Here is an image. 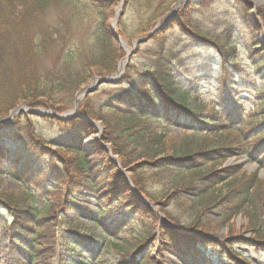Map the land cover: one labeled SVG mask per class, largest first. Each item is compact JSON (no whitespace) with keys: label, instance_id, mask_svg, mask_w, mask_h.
<instances>
[{"label":"trees","instance_id":"obj_1","mask_svg":"<svg viewBox=\"0 0 264 264\" xmlns=\"http://www.w3.org/2000/svg\"><path fill=\"white\" fill-rule=\"evenodd\" d=\"M175 1L161 0L155 5L156 0H124L117 34L128 42L135 36H145ZM213 1L189 0L183 4L169 26L151 36L150 41L159 50L148 56V66L142 68L134 62V55L138 54L135 52L120 81L105 86L113 89L108 97L99 101L86 97L77 111L100 123L99 141L109 145L120 168L129 174L135 191L157 207L167 224L148 204L141 205L132 195L126 178L101 146L92 142L90 150L83 147L85 140L98 135L91 124L78 117L65 122L43 118V122L59 130V135L49 141L36 132L38 119L33 116L20 115L8 126L0 124V140L18 144L10 156L0 142V178L7 172L24 188L22 192L9 191L0 180V210L10 215L6 229L23 237V249L30 264H46L57 245L89 253L97 263L101 256L98 244L83 237L82 230L98 238L121 236L125 250L135 256L131 263L122 264H145L148 259L154 262L150 256L153 244L161 247V251L191 258L194 264H205L208 261L201 249L217 245L209 239L214 235V227L206 219V213H212L227 225L230 235L235 230L231 220L237 215L244 216L247 221L244 229L252 239L238 238L234 242L254 249L262 245L260 250H264V182L256 175H244L240 166L221 165L229 158L238 160L246 156L264 168V112L246 111L235 100L236 93L231 95L234 76L229 75L228 66L233 65L235 54L231 29L227 27L223 34L213 37L191 26L192 15ZM251 1L233 0L248 30L256 35L261 25L264 28V6L255 9L257 20H251ZM118 2L0 0V117H7L21 103L61 114L69 109L74 95L92 76L114 74L117 63L125 57L110 30ZM133 5L139 11L147 9L149 17L140 21L141 17L131 14L130 20L126 19ZM83 8L96 15V33L88 52H75L68 28ZM83 15L81 19L85 22L87 18L83 19ZM50 17H54L52 22ZM171 29L188 38L180 51L164 50ZM191 47L214 50L221 58L218 105L206 116L198 115L186 103L190 90L179 71L182 56ZM255 47L252 42L247 50L248 60L258 79L264 82V48L254 50ZM50 53L53 65L47 71L40 70L38 65ZM162 125L181 130L183 136L172 142ZM35 161H39L38 166H34ZM39 166L43 167L42 172ZM146 170L151 176L145 175ZM152 178L166 181L170 190L150 194L147 184ZM45 179L58 188L49 192L56 199L55 204L35 194V190L46 194L47 191L40 190ZM62 188L64 193L60 191ZM181 192L189 200L183 199ZM74 193L85 194L95 202L94 212L100 216H92V224L102 227L101 233L95 234L74 219L61 220L55 216L60 209H72L67 198ZM117 205L122 206L128 218L114 220L111 228L104 227L101 215L111 213ZM131 217L134 219L123 229ZM183 218L187 221L182 222ZM190 231L194 233L191 235ZM230 242L227 243L230 252L220 250L228 259L234 254Z\"/></svg>","mask_w":264,"mask_h":264},{"label":"rangeland","instance_id":"obj_2","mask_svg":"<svg viewBox=\"0 0 264 264\" xmlns=\"http://www.w3.org/2000/svg\"><path fill=\"white\" fill-rule=\"evenodd\" d=\"M160 1L161 0H156L155 5H158ZM254 1L256 0L252 1L253 6L255 5ZM260 6H264V0H261V2L256 4L255 7L257 8ZM71 10L74 11L72 8ZM130 11L131 13L127 12L126 14V19L128 20H130L131 14L135 18L141 17L140 21L146 20L149 17V11L147 9H145V11H139L136 5H133L130 8ZM79 15L75 14L77 17L69 23L68 36L69 40H72L75 43V52L78 50L80 52H88L87 48L90 45L89 42H91L96 33L97 18L96 15L87 8H83V10L79 12ZM82 15L83 19L85 17L87 18L85 22H82ZM165 16L166 14L159 20H164ZM53 20L54 17H50L49 22H52ZM155 24H158V21H156ZM191 26L204 34L213 37L223 34L227 27L231 29V39L235 48L233 65L229 64L228 66V72L230 73L228 74L234 76L231 95L236 93L234 96L235 100H238V104L243 105L246 111L257 114L264 112V82L256 76V72L248 60L247 51L252 42L256 43L257 47L264 44L263 26L261 25V30L258 34L253 35L248 30L242 17L238 14L233 0H214L211 5L198 9L192 15ZM135 38L142 39L143 37L135 36ZM123 42L128 49H130L134 41ZM187 43L188 38L185 35L181 34L177 29H171L167 34L164 50L166 52L180 51L187 45ZM257 47H255L254 50L257 49ZM158 50L159 48L155 43L150 41L146 42L137 48L138 54L134 55V62L139 67L145 68L149 64L148 56L154 52H158ZM52 55V53L47 54L45 59L41 61L38 65L40 70L47 71L46 69L53 65L54 62L50 58ZM182 58L183 65L179 66V71L180 75H183V80L186 82L187 88L190 90V95L188 96L186 103L198 115L206 116L216 105H218L217 90L222 81V74L220 72L221 58L214 50L197 47L188 48L184 52ZM90 83L91 81L87 84H83L81 86L82 90L89 87ZM226 83L227 82L224 81L225 85ZM112 90L113 89L111 88L105 87V85H101L91 97L97 101L103 100L108 97ZM49 104L53 105V102H49ZM21 105L25 106L24 103H21L20 106ZM72 107L73 105H71L69 110H71ZM36 125V132L41 134L47 141L52 137L55 138L59 135V130L52 128L47 123L37 120ZM164 126L165 125H162L161 127ZM164 128L166 129L167 136L172 138V142L183 136V132L177 128L166 126ZM0 141L4 144V147L8 149L9 155L12 156L18 145L4 139H1ZM84 146L86 150H90V142L86 141ZM20 159L22 160L23 158L20 157ZM21 160L19 166L21 165ZM38 163L39 161H35L34 166H38ZM6 165L7 163L5 166ZM221 165L223 168L240 166L239 171L241 173L248 177L256 175L257 179L264 182V168L248 161L246 158L240 160L229 158L222 162ZM42 170L43 167L39 166V171L42 172ZM145 175L149 177L151 176V172L146 170ZM0 180L2 181V187L6 190L15 192H22L24 190L22 185H20L16 179L10 177L7 172L0 178ZM148 182L147 192L150 194H164L171 188L164 180L157 181L152 178ZM40 190L47 192L43 195L40 191L35 190V194L44 199L46 197V200H48L49 203L55 204L56 199L51 197L49 192L58 191V188L45 179L41 181ZM60 191L64 193L65 189L62 188ZM180 196L187 200L190 198L184 192H181ZM67 199L69 205L72 206V209H70V211H63L60 209L55 213L56 217H59L61 220L64 218L74 219L86 229L94 230L95 234L103 231L102 227L92 224V216H100L98 213L94 212L96 207L93 200H90L87 195H82L80 193H74L72 196L69 195ZM140 199L143 201L146 200L143 197ZM101 217L102 219H100V221L106 228H111L113 226V221L116 219L128 218L126 212H123L121 205H117L111 213H104ZM132 219L134 218L131 217L128 219L125 224L126 226L123 227V229H127L128 223L131 222ZM184 219L185 218L181 221L186 222L187 220ZM206 219L210 221L211 225L214 227V235L212 238L209 237V239L217 245H214V248H208L206 250L201 249L204 253V259L208 261V263L206 262L205 264H264V250H260L263 248L262 245L258 246L260 249H254L249 245L243 246L234 242L238 238L252 239L250 232L244 229L247 225L244 216L237 215L231 220V225L235 228L233 235L229 234L228 226L221 223V221L212 213H206ZM9 223L10 215L5 211L0 210V264H27L29 261L27 259V254L23 249V237L6 229ZM3 224L5 227H3ZM133 225L137 227L136 223ZM59 230L60 228L58 231ZM81 233H83V235L85 234L83 237H86L88 241H95V244H98V253L101 254V256L97 263H95V260L89 253L79 252L71 247L66 248L56 246L52 249V256L50 259L48 258L49 261L46 264H122L121 262L131 263V260L135 257L133 254L128 253V251L125 250V244L121 243V236L111 235L110 238L108 236L98 238L97 236L91 235L90 232H86V230H82ZM193 233L194 231H190L191 235ZM229 241H232L230 242V246L234 251V254H230L232 259L223 257L220 252L221 249L225 252H230L227 247ZM160 248L161 247L157 246V244L152 245V253L150 256L155 260L153 262V260L148 259L145 264H194L191 258L177 256V253L172 251H161ZM146 250H148V248ZM154 251L158 252V256L156 255L155 257ZM137 257L141 258L139 255H137ZM144 257L145 255L142 256V258Z\"/></svg>","mask_w":264,"mask_h":264},{"label":"water","instance_id":"obj_3","mask_svg":"<svg viewBox=\"0 0 264 264\" xmlns=\"http://www.w3.org/2000/svg\"><path fill=\"white\" fill-rule=\"evenodd\" d=\"M172 18V15L169 16L168 20H166V22L162 25V28H166L168 23H169V20ZM113 34V38L117 41V42H120L119 40V37L114 33L112 32ZM150 37L147 36L146 38L144 39H140V40H136L134 42V48L133 50H131L130 52L127 53V57H126V61H128V58L130 57V55L135 51L136 49V46L138 44H140L141 42L143 41H146L148 38ZM117 75H113V76H109V77H106V78H98V77H93L92 78V83L91 85L89 86V88L85 89V91L82 93L83 94V97H86V96H89L90 94L94 93L96 88L99 87L101 84H110V83H114L117 81ZM21 110L18 108L16 110H14L9 118L7 119H0V123H3V124H8L9 121L11 120L12 116L15 115V113L17 112H20ZM26 112L28 114H31L33 116H37V117H49V118H53V119H56V120H61V121H64V120H68L70 119L69 117H67L68 114H64V115H57L55 113H52V112H46V113H40L39 111H33V110H26ZM73 116H79L81 117L83 120L87 121V122H90L87 118L81 116V115H78L76 113V108H74L73 112L71 113V117Z\"/></svg>","mask_w":264,"mask_h":264},{"label":"bare ground","instance_id":"obj_4","mask_svg":"<svg viewBox=\"0 0 264 264\" xmlns=\"http://www.w3.org/2000/svg\"><path fill=\"white\" fill-rule=\"evenodd\" d=\"M261 2V0H256V1H254V6H256V4H258V3H260ZM175 8H176V6H174L173 8H172V12L175 10ZM124 63H125V61H122L121 63H119L118 64V69H117V71H118V73L117 74H120L121 73V71H122V69H123V66H124ZM82 93H78L76 96H75V106L77 105V103H79L81 100H82Z\"/></svg>","mask_w":264,"mask_h":264}]
</instances>
